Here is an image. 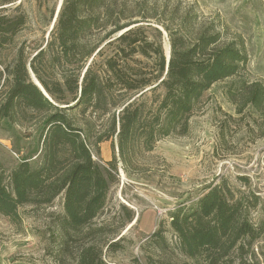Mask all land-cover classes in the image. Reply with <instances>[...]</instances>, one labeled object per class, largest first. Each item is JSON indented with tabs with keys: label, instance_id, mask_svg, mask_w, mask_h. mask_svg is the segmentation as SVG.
Wrapping results in <instances>:
<instances>
[{
	"label": "rangeland",
	"instance_id": "374dc122",
	"mask_svg": "<svg viewBox=\"0 0 264 264\" xmlns=\"http://www.w3.org/2000/svg\"><path fill=\"white\" fill-rule=\"evenodd\" d=\"M63 1L16 0L0 7V16L23 14L26 23L0 48V104L8 89L7 70L18 56L27 63L29 80L38 83L28 62L52 40V20ZM109 6L102 15L105 28L83 42L88 51L97 47L85 60L83 72L90 67L98 75L109 111L106 115L103 109L85 116L74 113L79 125L84 121L92 125L95 139L108 130L110 118L117 119L123 105L138 100L151 110L156 108L154 101L164 95L157 86L165 78L160 61L167 64V49L169 53L171 49L164 26L175 31L186 12L203 23L212 22L222 41L239 45L248 61L237 76L210 87L182 136L159 139L152 152L136 146L124 162L117 138L100 143L99 153L90 147L94 162L107 168L113 161L116 171L104 208L80 233L66 235L57 227L64 214L62 195L50 205H23L16 222L0 214V264H77L78 252L86 245L99 250L107 264H189L178 250L169 216L180 205H193L214 185L241 201L253 225L264 222V107L247 102L245 95H237L234 102L228 95L229 87L244 83L264 88V0H110ZM64 69L49 68L44 77L59 78ZM20 110L27 109L16 111ZM41 119L42 115L20 111L14 120L0 121L5 177L24 159L32 166L40 162ZM128 216L131 222L126 221ZM156 231L165 243L151 239ZM253 250L263 264L264 232Z\"/></svg>",
	"mask_w": 264,
	"mask_h": 264
},
{
	"label": "trees",
	"instance_id": "16d2710c",
	"mask_svg": "<svg viewBox=\"0 0 264 264\" xmlns=\"http://www.w3.org/2000/svg\"><path fill=\"white\" fill-rule=\"evenodd\" d=\"M15 1L0 0V7ZM109 1L64 0L50 32L52 40L28 62L36 81L57 106L29 80L22 56L7 70L4 81L8 89L0 104V121H12L20 111L42 115L40 162L32 166L24 159L8 177L0 163V214L13 222L18 221L17 212L23 205H50L62 195L64 214L57 227L66 235L80 233L104 208L116 171L113 161L107 163V168L94 162L90 147L99 153L100 143L117 138L124 162L136 146L152 152L159 139L182 136L187 131L188 118L210 87L237 76L248 61L239 45L222 41L212 22L203 23L196 14L186 12L175 31L164 26L171 49L165 78L157 85L163 88L164 95L154 101L156 108L151 110L138 100L123 105L117 119L115 115L110 118L108 130L95 139L92 125L85 121L79 125L74 113L79 111L85 116L103 109L106 115L109 111L107 93L98 75L90 67L83 73L85 60L97 48L88 51L83 42L94 31L105 28L102 15L111 9ZM25 25L23 14L14 18L0 16V48ZM125 27H115L107 37ZM158 53L161 55L160 50ZM160 62L163 73L166 63L162 58ZM62 67L66 69L59 78L44 77L49 68ZM228 90L233 102L237 95H245L247 102L264 107V88L258 84L244 83ZM20 108L27 110L16 111ZM126 221L131 222L132 216ZM168 224L178 240L179 252L190 260L189 264H260L253 246L264 232V222L253 225L246 207L221 186L207 187L193 205L177 207L170 213ZM151 239L159 245L166 242L160 231ZM77 256V264H107L92 245L83 246Z\"/></svg>",
	"mask_w": 264,
	"mask_h": 264
},
{
	"label": "water",
	"instance_id": "95a60500",
	"mask_svg": "<svg viewBox=\"0 0 264 264\" xmlns=\"http://www.w3.org/2000/svg\"><path fill=\"white\" fill-rule=\"evenodd\" d=\"M60 10H61V4H60V6H59V9H58V11H57V13H56L54 19L52 20L53 23H52V26H51V28H50V31L53 29V27H54V25H55V23H56V19H57L58 15H59ZM169 58H170V53H169V55L167 56V59H166L167 64H166L165 73H166L167 68H168V64H169L168 61H169ZM86 70H87V68H86ZM86 70H85V71H86ZM85 71H84V72H85ZM84 72H83V73H84ZM82 76H83V75H82ZM37 82H38V81H37ZM34 84L39 88V90L41 91L42 95H44L45 98H46L48 101H50L53 105L57 106L56 104L53 103V101L51 100L50 96H48V95L45 93V91L43 90V88L41 87V85H40L39 82H38V83H34ZM60 108H64V107H60Z\"/></svg>",
	"mask_w": 264,
	"mask_h": 264
},
{
	"label": "bare ground",
	"instance_id": "6f19581e",
	"mask_svg": "<svg viewBox=\"0 0 264 264\" xmlns=\"http://www.w3.org/2000/svg\"><path fill=\"white\" fill-rule=\"evenodd\" d=\"M169 55V49H167V53H166V56H168ZM37 82V81H36ZM132 225V224H131Z\"/></svg>",
	"mask_w": 264,
	"mask_h": 264
}]
</instances>
